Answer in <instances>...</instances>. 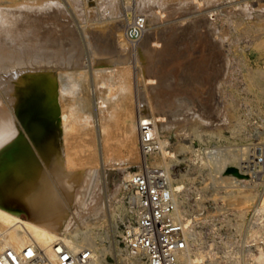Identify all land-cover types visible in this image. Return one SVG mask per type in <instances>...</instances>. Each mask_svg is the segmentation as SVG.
<instances>
[{"label":"rangeland","instance_id":"rangeland-1","mask_svg":"<svg viewBox=\"0 0 264 264\" xmlns=\"http://www.w3.org/2000/svg\"><path fill=\"white\" fill-rule=\"evenodd\" d=\"M87 4L0 0V21L14 22L1 32L2 42L30 45L34 52L40 47L56 55L43 66L56 69L57 95L63 97L64 163L67 169L84 173L72 202L60 192L69 213V224L61 234L87 233L101 255L114 256L122 246L120 181L140 161L138 96L150 106L158 132L170 139L172 150L164 155L169 165L183 158L191 142L217 144L216 155L224 156L218 177L232 174L235 184L233 191L227 188L229 197H222L219 188L211 189L214 196L208 194L233 207L241 238L252 209L249 228L255 243L254 264H258L264 255V212L259 206L264 180L243 165L249 154H264V76L257 87L250 78L254 72L264 73V0H116L114 4L99 0L100 9ZM130 5L147 15L140 51L143 73L122 51ZM103 10L108 18L104 19ZM31 66L24 69L43 67ZM229 162L243 176L226 173ZM208 172L206 183L187 186H210ZM190 201L193 207L200 204ZM20 216L28 218L25 211ZM200 249L193 251V258L197 252L204 256Z\"/></svg>","mask_w":264,"mask_h":264},{"label":"built area","instance_id":"built-area-1","mask_svg":"<svg viewBox=\"0 0 264 264\" xmlns=\"http://www.w3.org/2000/svg\"><path fill=\"white\" fill-rule=\"evenodd\" d=\"M84 2L93 5L96 0ZM147 28V15L130 5L121 49L130 55L131 63L134 61L141 73V43ZM136 103V146L140 161L134 169L124 173L120 181L122 246L118 247L116 255L96 254L94 245L89 241L77 242L74 232L58 235L45 247L32 237H28L24 245L16 246L9 241L8 230L0 229V264H183L182 256L198 248L204 253V259L189 264H254L255 243L249 228L252 209L245 236L241 238L231 212L233 207L222 200L218 203L213 198L211 185L192 189L187 186L190 182L206 183L210 170L206 161L215 155L217 144L194 146L191 142L180 161L165 165L163 153L172 150L170 139L158 132L150 106L138 96ZM229 165L236 166L231 162ZM245 167L260 173L264 180L261 151L249 154ZM173 176L183 180L180 189L176 188ZM189 178L193 181H188ZM190 191L195 195L191 196ZM190 200L200 204L193 207Z\"/></svg>","mask_w":264,"mask_h":264},{"label":"bare ground","instance_id":"bare-ground-1","mask_svg":"<svg viewBox=\"0 0 264 264\" xmlns=\"http://www.w3.org/2000/svg\"><path fill=\"white\" fill-rule=\"evenodd\" d=\"M114 1L116 0H108L113 4ZM94 6L100 9L99 0H96ZM144 6H148V1H145ZM102 14L104 19L108 18L105 10ZM101 17L100 14L99 18ZM13 23L1 20L0 34ZM2 39L0 38V229L8 230V239L16 246L24 245L28 237H32L45 247L69 224V213L64 203H61L60 194H65L68 201H71L84 173L69 170L64 163L65 132L60 118L63 112L61 111L63 97L57 95L56 69L43 66L50 60L54 61L56 55H49L40 47L34 52L30 45L24 44L20 47L8 44L7 41L2 42ZM31 65L43 67H38L40 71L36 68L35 71H31L34 69H31ZM25 66H31L29 71L26 70L28 68L24 69ZM49 70L50 73L40 77V74ZM262 76L264 73H252L250 78L253 85L257 87ZM34 90L35 95H42L41 100L29 98ZM217 150L219 151L218 148ZM165 153L166 151L163 157ZM235 155L234 158L237 157ZM168 156L174 158L175 162L178 160L176 155ZM223 157V154L216 155L206 163L211 166L210 184L213 189L219 188L222 197H229L231 191L229 192L227 188L231 189L235 182L232 174L229 178L224 177L227 179L218 177L224 167V163L221 162L224 161ZM163 162L169 166L165 158ZM244 165L243 169L246 166ZM252 174L254 177L255 173ZM173 179L175 185L181 182L174 176ZM181 187L182 185H176L177 189ZM231 190L233 191V188ZM179 201L181 202L180 197ZM259 206L260 211L264 212V184ZM21 211L28 214L27 219L20 216ZM85 234L81 237L76 235L75 240L88 241L89 237L87 233ZM94 248L96 254H99L95 245ZM192 253L182 256L183 264L200 263L204 259L203 256L197 255L198 252L193 258ZM258 261V264H264V255L260 256Z\"/></svg>","mask_w":264,"mask_h":264},{"label":"water","instance_id":"water-1","mask_svg":"<svg viewBox=\"0 0 264 264\" xmlns=\"http://www.w3.org/2000/svg\"><path fill=\"white\" fill-rule=\"evenodd\" d=\"M50 72H51V70H49L48 72H45L44 74H40V77L42 78L45 75H47V73H50ZM34 93H36L35 90L30 93V95H29L30 99H33V98L36 99V100H41L42 99V95H35ZM44 110H46V108H44ZM225 172L226 173H228V172L229 173H233V174L238 175V176H243V174H244L241 171H239V169L236 166H233V165L227 166L226 169H225Z\"/></svg>","mask_w":264,"mask_h":264}]
</instances>
